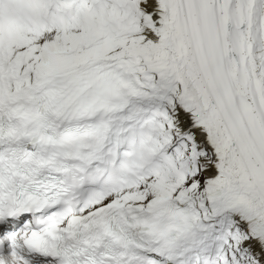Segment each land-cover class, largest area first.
<instances>
[{
  "label": "snow or ice",
  "instance_id": "snow-or-ice-1",
  "mask_svg": "<svg viewBox=\"0 0 264 264\" xmlns=\"http://www.w3.org/2000/svg\"><path fill=\"white\" fill-rule=\"evenodd\" d=\"M0 264H264V0H0Z\"/></svg>",
  "mask_w": 264,
  "mask_h": 264
}]
</instances>
